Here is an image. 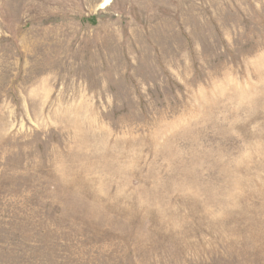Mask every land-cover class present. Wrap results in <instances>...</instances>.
<instances>
[{
  "label": "rangeland",
  "instance_id": "1",
  "mask_svg": "<svg viewBox=\"0 0 264 264\" xmlns=\"http://www.w3.org/2000/svg\"><path fill=\"white\" fill-rule=\"evenodd\" d=\"M0 264H264V0H0Z\"/></svg>",
  "mask_w": 264,
  "mask_h": 264
}]
</instances>
